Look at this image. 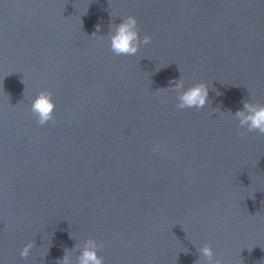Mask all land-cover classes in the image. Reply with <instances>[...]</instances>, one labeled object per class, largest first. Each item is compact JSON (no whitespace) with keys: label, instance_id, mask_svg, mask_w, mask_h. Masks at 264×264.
Here are the masks:
<instances>
[{"label":"water","instance_id":"water-1","mask_svg":"<svg viewBox=\"0 0 264 264\" xmlns=\"http://www.w3.org/2000/svg\"><path fill=\"white\" fill-rule=\"evenodd\" d=\"M129 15L150 40L117 56L100 35ZM180 79L208 85L203 108H176ZM246 101L264 105V0H0V261L78 264L94 239L103 264H205V243L264 264Z\"/></svg>","mask_w":264,"mask_h":264},{"label":"clouds","instance_id":"clouds-1","mask_svg":"<svg viewBox=\"0 0 264 264\" xmlns=\"http://www.w3.org/2000/svg\"><path fill=\"white\" fill-rule=\"evenodd\" d=\"M106 37L110 50L117 56L126 55L134 56L141 44H148L150 37L145 35L142 39L137 29V20L134 16H127L120 23L114 25ZM176 92V108L178 110L196 108L200 109L208 102V85L205 82H198L189 87H185L183 79L174 83ZM55 104L52 100L50 91L42 90L31 101V112L35 115L39 125H45L53 121V112ZM233 117L238 121L240 135L243 136L246 129L248 132L253 130L264 134V105L257 103L244 102L243 109L237 110ZM159 145H156L153 151H156ZM100 245L94 239H88L78 258V264H103V257L98 255ZM33 243H26L20 250L21 258H26ZM199 252L205 264H223V261L214 258L212 247L205 243L199 248ZM0 264H3L0 261ZM62 264H69L68 256L65 255Z\"/></svg>","mask_w":264,"mask_h":264}]
</instances>
